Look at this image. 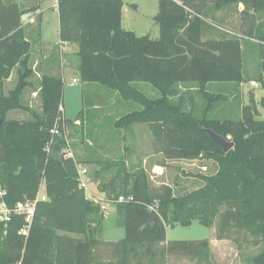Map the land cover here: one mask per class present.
<instances>
[{"label":"trees","instance_id":"16d2710c","mask_svg":"<svg viewBox=\"0 0 264 264\" xmlns=\"http://www.w3.org/2000/svg\"><path fill=\"white\" fill-rule=\"evenodd\" d=\"M123 6V0H57L60 41L78 45L81 82L99 85L136 107L115 121L117 129L148 125L157 153L168 160L212 161L217 171L198 175L200 188L176 195L171 186L153 187L144 169L129 172L119 161L95 163V179L114 170L99 189L115 202L117 223L125 230L121 241L102 239L105 214L87 197L79 163L65 151L70 121L61 109L63 79L42 77L41 113L24 121L8 119L23 109L21 98L33 74L32 44L22 18L39 6L26 9L0 0V188L9 207L35 202L27 236L20 234L23 216L0 223V264H167L173 255L211 264L208 240H167V227L195 221L215 228L218 240L232 241L239 251L247 242L257 249L248 264H264V120L258 119L254 101L237 121L212 118L218 103L240 95L242 83L264 82V0H160L154 19L158 39L125 35ZM234 11L238 32L229 28ZM208 31L217 37L206 39ZM250 41L260 49V64L247 79L243 54ZM17 66L19 84L6 94L4 84ZM138 83L150 85L160 97H148ZM212 83L235 88L214 94L207 90ZM193 84L202 96L197 111L201 105L181 90ZM259 104L264 108V98ZM55 128L61 133L57 137ZM207 130L232 142L233 149L225 152ZM43 184L46 199L41 200ZM121 196H133L134 202H117Z\"/></svg>","mask_w":264,"mask_h":264},{"label":"rangeland","instance_id":"374dc122","mask_svg":"<svg viewBox=\"0 0 264 264\" xmlns=\"http://www.w3.org/2000/svg\"><path fill=\"white\" fill-rule=\"evenodd\" d=\"M128 5V12L125 14L124 19V25L128 28L127 32H132L131 30L136 29L138 32V35L146 34L151 35L152 38H156L159 36L158 32V25L156 21L154 20L155 16L158 15L159 12V2L160 0H124ZM179 1V0H176ZM38 4L39 9L38 13L41 15L39 18V24L35 28L37 32L41 30V33L43 37L46 38L48 41V44L51 45L54 48V45L59 40V20H58V8H57V0H38L36 2ZM131 4H137L139 6L138 11L134 8H131ZM231 16V26L229 27L233 31H237L240 25L239 15L236 11L232 12ZM238 32V31H237ZM217 34L214 33V31H208L205 34L206 39H212L216 38ZM251 45L246 46L244 45L245 51L243 54V69H244V76L245 78H252L256 74V72L259 70V64H260V55L258 52H260V49L258 45H256L255 42L250 41ZM75 45V44H72ZM37 46V44L35 45ZM35 51L37 48L35 47ZM19 73L14 76V79L10 83H5L4 88L6 91V94L10 91H14L17 88V82H18ZM31 85H33V82H31ZM233 85V84H231ZM16 86V87H15ZM81 84H78L77 86L70 87L69 84H66L65 90H64V97H63V103L62 106L65 109L66 117L71 123V130H72V136L75 139V148L77 152L80 154L82 147H79L82 140V135L80 134V127L76 126V119H79V121H83L82 116L86 115V113L89 111L90 116L92 115V112H94V106L99 105V101L95 103L94 98L86 94L84 96H81ZM215 87L218 86H211L209 84L207 86V90L212 92ZM235 88V85L232 86ZM190 90L185 89V86H182L181 90L184 95L186 96H192L194 99V104L201 105L202 103V96L200 95V86L198 84L190 85ZM243 89V88H242ZM248 89V88H246ZM243 94L236 96L234 99H231V96L229 95L228 103L225 105V103H218V106L216 107L215 112L212 115V118H226L230 120H239L241 117V110L245 106L244 104L248 105L251 102H257L264 97V88L260 86L257 87L252 92L244 91ZM155 91V90H154ZM156 92V91H155ZM231 91L226 92V94H229ZM157 93V92H156ZM25 95V92L22 95V101ZM227 96V95H226ZM228 98V97H227ZM191 102V103H193ZM33 110L37 111V113H40L39 111V104H33ZM190 106V104H189ZM200 108H194V110H199ZM258 109L260 111V116L258 119L264 120V108L258 104ZM98 112V111H96ZM130 111H125L124 113L120 114L117 117V120L121 118V116L125 115ZM199 113V112H198ZM22 115H20L19 112H12L9 114L8 119H21ZM24 118V117H23ZM112 116L106 117L104 121V125H106L105 129L108 130L107 125L108 119ZM92 122V121H91ZM146 127L142 128V126H134L130 131L132 133L135 132L137 129V132L139 133L138 136L141 139V142L143 146L147 147L149 143L151 142V136L149 134V126L145 125ZM132 127V126H131ZM127 128H121L120 131L126 130ZM93 129L94 127H87L88 132L93 135ZM122 133V132H121ZM68 136V142L70 146V153L75 154L74 147L71 146V140L69 139V134L67 131ZM85 136H86V130H85ZM123 136H125L123 134ZM126 136L130 138L131 135L126 132ZM125 136V138H126ZM120 139V136L118 137ZM123 140V139H121ZM120 140V141H121ZM78 146H77V145ZM77 146V147H76ZM89 147V146H88ZM91 148V147H89ZM134 149H129L125 151V154L131 153ZM91 151H95L93 148ZM154 152L152 149H136V157L140 159V163H142V158L146 157L148 155H151ZM150 153V154H149ZM92 154V153H91ZM117 157L119 155V152H116L115 154ZM130 160V159H129ZM131 161V160H130ZM170 165H165L167 169L165 172L167 173V176L160 177L158 174H152L148 173L150 183L153 187H162L166 186L165 183H169L172 188L175 191L176 195H182L189 193L195 189L200 188L203 184L201 180L199 179L198 175H213L217 171V165L212 161L207 160H195V161H186L183 160L182 163H179L181 161H177L176 164L171 163ZM151 163L159 164L161 166H164L166 163V160L162 158H153L151 157L149 159V163L147 168H149V165ZM140 165H138L137 168ZM92 192V188L90 191L87 192V194L90 196ZM38 196L42 199H46V189L45 184L41 186L40 192ZM37 196V198H38ZM110 208H108V211L105 212V218L103 221V230L101 238L105 241H111V242H118L125 238V230L123 227L119 226L117 223V217L115 213H112L109 211ZM212 234V228L205 227L201 224H199L197 221L193 222L190 226H180L175 225L174 227H167V239L170 241H176V240H183V241H197V240H209V237ZM243 236V235H242ZM229 247L224 248H216L215 247V253L212 254L211 257V264H248L249 259H251L257 252L256 248H253L250 246L247 242H242L241 247L242 249L239 251L237 246L230 241ZM187 259L189 260L190 264H196L197 262L188 259L187 257H178L181 260ZM172 264H179L178 262H173ZM198 264V263H197Z\"/></svg>","mask_w":264,"mask_h":264},{"label":"crops","instance_id":"0c3cea01","mask_svg":"<svg viewBox=\"0 0 264 264\" xmlns=\"http://www.w3.org/2000/svg\"><path fill=\"white\" fill-rule=\"evenodd\" d=\"M7 1H14L19 4H22L26 9H29L31 6L36 4L38 0H7ZM124 6L122 9V28L124 31H128V28L124 25V19L125 14L128 12L127 3L123 0ZM131 8H134L138 11L139 6L137 4H131ZM39 13L36 12L35 14L27 13L23 16L22 22H23V29L25 31V37L27 41H29L32 44V50L29 58V66L32 68L33 74L29 79H27L28 86L25 89V95L22 101L23 109L18 111L20 115H22L21 119H16L19 121L28 120L31 118V115L33 112H36L33 110V104H39V111L41 113V98H40V91H41V80L44 75H52V76H60L64 81V90L66 87V84H69L70 87L77 86L78 84H81V96H84L86 94L91 95L95 103L99 101V105L94 106L95 109L94 112H92V115L90 116V112L88 111L86 115H83V121H79V119H76L75 125L80 127V134L82 135V140L79 147H82V151L79 154L75 148V139L72 136V130H71V123L68 122V134L69 139L71 140V146L75 149V154L70 153V146L68 142V146L66 148V153L69 157H74L76 161L79 163L78 169L79 172L83 170H87V175L91 179V185L89 186V191L92 188V192L90 196L87 194L88 191H86L87 197L90 199L91 195L101 199L102 201H106L108 199V194L105 192H101L99 189L100 183L103 181H107L110 179L111 175L114 173V170L103 172L101 177L98 179L94 178V174L96 172V166L95 163L98 162H107V161H119V162H125L126 167L128 168L129 172H133L135 170L144 169L145 172H150L152 174H158L160 177L161 175L167 176V173L165 170L167 167L165 165H170L171 163L176 164L177 161H181L179 163H182L183 160H168L166 159L162 154L157 153L155 150V140L153 137V134L149 130V134L151 136V142L146 147L143 146L141 139L138 136L137 129L134 133L130 131L134 126H142V128L146 127L144 124H135L132 127L120 131V129H117L115 127V121L117 120V117L124 113L125 111H132L134 108L131 104L127 103L126 101L122 100L116 93L108 92L106 89H103V87L99 85H87L81 82L80 75H79V64L80 60L78 57V45H72L69 43H64L60 41V36L58 42L55 43L54 48L48 44V41L45 37H43L41 30L39 32L35 31L37 25L39 24V17L41 15H38ZM156 17V16H155ZM155 19V18H154ZM59 20V15H58ZM134 32L137 36H146V34L138 35V32L136 29L131 30ZM159 32V27H158ZM59 34V32H58ZM151 37V35H149ZM152 38V37H151ZM152 38V39H158ZM37 44V46H35ZM35 47L37 50L35 51ZM20 67L17 66L15 70L13 71L11 78L7 80L5 83H10L14 79V76L16 73H20ZM31 82H33V85H31ZM19 84V77L18 82ZM218 86L215 87L214 90L211 93H226L228 91H233L234 85L230 84H220V83H212L211 86ZM18 86V85H17ZM262 86L264 88V82L263 83H257V82H249V83H242L240 85L239 91L241 94H243V89L245 88V92H252L257 87L259 88ZM16 87V86H15ZM137 87L144 92L148 97L157 99L159 98V94L154 91V89L147 84L144 83H138ZM243 88V89H242ZM248 88V89H246ZM11 92V91H10ZM8 92V93H10ZM6 93V91H5ZM264 98V97H263ZM233 98H230V100ZM229 100V101H230ZM257 105L259 104V101L257 102ZM246 106V104H244ZM63 116L65 119L68 120L66 117V112L64 107H61ZM259 110V109H258ZM98 111V112H96ZM260 112V111H259ZM12 113V112H11ZM129 113V112H128ZM112 116L108 119L109 125H107L108 130L105 129L106 125H104V121L106 117ZM24 117V118H23ZM122 117V116H121ZM69 121V120H68ZM92 121V122H91ZM87 127H94L93 129V135L92 136L88 130ZM85 130H86V136H85ZM122 132V133H121ZM126 132L131 135V140L126 136ZM123 134L126 136H123ZM120 136V139L118 137ZM123 139V140H121ZM121 140V141H120ZM77 145V144H76ZM78 146V145H77ZM76 146V147H77ZM91 148H89V147ZM92 148L95 151H91ZM129 149H134L131 153L125 154V151ZM153 149L154 152L151 155H148L146 157L142 158V163H140V159L136 157V149ZM116 152H119L118 157L115 155ZM92 153V154H91ZM150 154V153H149ZM153 158H162L166 160V163L164 166H161L159 164L151 163L149 165V168H147L149 159ZM131 161H130V160ZM195 161V160H194ZM138 165H140V168H137ZM164 185L171 186L169 183H165ZM160 187V186H159ZM172 187V186H171ZM38 199L44 200L38 196ZM107 207L110 208L109 211L112 213H116L114 205L107 204ZM168 240V239H167ZM210 242V248L211 253L214 255L215 253V247L216 248H224L230 246L229 240H218L216 236V229L212 228V234L209 237ZM183 257V256H177L173 255L170 256L168 259L167 264H172L173 262H178L179 264H190L189 260H183V258L179 261L177 258ZM189 259V258H188ZM197 264V263H196Z\"/></svg>","mask_w":264,"mask_h":264},{"label":"built area","instance_id":"2783aa9c","mask_svg":"<svg viewBox=\"0 0 264 264\" xmlns=\"http://www.w3.org/2000/svg\"><path fill=\"white\" fill-rule=\"evenodd\" d=\"M53 136L57 137L61 133L60 131L55 128L53 131ZM53 144V140L51 141V145ZM48 153L51 151V147L47 149ZM79 179L81 182V185L85 188L86 191H89V186L91 185V179L87 175V171L83 170L79 172ZM7 192L0 188V223H8L12 220L14 216H23L25 220V226L21 229L20 234L27 236L31 227V224L34 219L35 214V202L33 201H26V202H19L14 207H9L4 198L6 197ZM90 201L93 203L100 205L102 212L105 214V212L108 211L107 204L114 205L115 202L109 201L106 199V201H102L99 198H96L91 195ZM117 202H134L133 196H121L119 197Z\"/></svg>","mask_w":264,"mask_h":264},{"label":"water","instance_id":"95a60500","mask_svg":"<svg viewBox=\"0 0 264 264\" xmlns=\"http://www.w3.org/2000/svg\"><path fill=\"white\" fill-rule=\"evenodd\" d=\"M130 32L125 31L124 34L128 35ZM1 126V123H0ZM207 133L211 136V138L213 139V141L221 146L225 152H229L231 149H233L234 144L232 142H230L229 140L225 139L224 137L217 135L216 133H214L212 130H207Z\"/></svg>","mask_w":264,"mask_h":264}]
</instances>
